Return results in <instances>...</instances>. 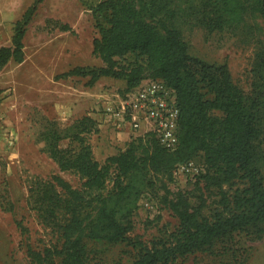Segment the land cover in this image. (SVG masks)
I'll use <instances>...</instances> for the list:
<instances>
[{
	"label": "trees",
	"instance_id": "trees-1",
	"mask_svg": "<svg viewBox=\"0 0 264 264\" xmlns=\"http://www.w3.org/2000/svg\"><path fill=\"white\" fill-rule=\"evenodd\" d=\"M42 1L35 0L17 20L13 45L0 48V68L11 59L25 60L27 27ZM93 11L104 19L98 20L93 41V54L104 64L78 65L57 78L89 76L93 86L102 76H112L125 79L126 90L147 77L165 80L178 93L179 143L170 149L148 133L133 137L102 162L89 138L99 130L96 119L85 115L63 125L46 118L38 136L42 150L82 183L75 186L60 173L31 180L28 203L60 242L42 251L30 248L33 259L38 264H92L90 242L106 241L137 248L131 264H169L199 251L235 252L232 243L241 232L263 238L264 26L258 20L264 21V0H101ZM188 25L261 34L253 38L250 92L235 81L228 62L209 63L190 52L184 37ZM128 55L135 57L129 61ZM199 154L205 171L196 188L167 198L179 218L175 230L151 243L132 237L143 195L162 175H172ZM214 191L218 199L212 207Z\"/></svg>",
	"mask_w": 264,
	"mask_h": 264
},
{
	"label": "rangeland",
	"instance_id": "rangeland-1",
	"mask_svg": "<svg viewBox=\"0 0 264 264\" xmlns=\"http://www.w3.org/2000/svg\"><path fill=\"white\" fill-rule=\"evenodd\" d=\"M100 1L43 0L27 27L24 38L25 60L18 62L11 59L0 68V264H38L30 248L42 251L48 246L60 244L58 235L47 228L37 211L30 207L29 185L37 176L49 178L55 173H60L75 186L81 185L80 176L74 172L61 171L56 161L42 150L44 142L38 139L46 118L58 119L66 125L80 117L57 118L53 113L56 105L53 97H43L41 94L43 88L47 95L55 89L53 78L47 83L31 84L32 78L29 76L38 73L41 67H55L59 61L64 66L69 63L70 68L102 65V59L93 54V41L99 35L98 20L104 21L101 15L93 11ZM34 2L0 0V13L10 37L13 38L17 20ZM258 22L264 26L262 18ZM64 25L71 29L64 30ZM258 36L261 37V34L255 37ZM184 37L193 55L209 63L228 62L235 81L247 92L252 90V64L256 50L253 33L249 34L243 29L238 33L210 31L203 26L188 25L184 28ZM12 38L7 41V46L13 45ZM134 57L128 55L126 58L131 61ZM87 82L85 78H77L74 83L79 90L75 96L88 97L89 107L86 101L81 102L82 106L89 108V112L94 96L101 92L124 91L127 87L126 81L115 77H106V81L95 89ZM61 87L63 92L72 88L64 82H61ZM62 96L64 102L71 103L70 98L64 94ZM75 99L78 105L79 99ZM95 133L98 132L91 133L89 138ZM109 138L112 145H119L118 140ZM192 163L190 169L177 167L172 175H162L156 187L143 195L134 216V229L130 233L132 237L151 243L175 230L179 218L168 205L167 198L173 197L179 190L196 188L200 174L205 171L203 155L196 156ZM238 185L241 183L234 188ZM111 186L112 182L108 187ZM217 199L215 191L210 193L212 207L213 200ZM207 212L211 213V210ZM252 237L245 232L237 234L232 243L235 252L232 249L224 252L199 251L169 264H264V237ZM90 246L93 248L92 264H131L139 255V250L126 242H90Z\"/></svg>",
	"mask_w": 264,
	"mask_h": 264
},
{
	"label": "built area",
	"instance_id": "built-area-1",
	"mask_svg": "<svg viewBox=\"0 0 264 264\" xmlns=\"http://www.w3.org/2000/svg\"><path fill=\"white\" fill-rule=\"evenodd\" d=\"M7 35L0 13V48L11 40ZM102 101L98 126L112 129L119 139L130 127L133 137L151 133L167 148L178 145L181 108L176 89L165 80L147 77L131 89L107 92ZM192 166L190 161L178 167Z\"/></svg>",
	"mask_w": 264,
	"mask_h": 264
},
{
	"label": "crops",
	"instance_id": "crops-1",
	"mask_svg": "<svg viewBox=\"0 0 264 264\" xmlns=\"http://www.w3.org/2000/svg\"><path fill=\"white\" fill-rule=\"evenodd\" d=\"M11 13V12H10ZM103 60H102V65H103ZM68 66V67H67ZM67 66H64L62 62H58L55 67H49V66H44L41 67L38 73H35L33 76H29L32 78V83H37V84H42V83H47L50 82V79L53 78V86H55V89L57 92H52L50 94H46L45 88L41 90V94H43V97L46 96H52L54 101L56 102L55 108H53V113L57 116V118L61 119H67L70 116H74L78 118V116L81 118L85 115H89L93 117L94 119L98 120L100 117V112L99 108L102 104V98L106 95L104 93H99L98 95L94 96L91 98V105H92V110L89 112V108H85L82 106L81 101H86V104L89 107V101L88 97H82V96H75V92L79 91L75 85V79L77 78H85L87 80L90 79L89 76H81V75H72L67 78H57V75L70 70V64L68 63ZM106 77H112V76H102L93 86L92 89L99 88L105 81ZM113 78V77H112ZM123 81H126L123 79ZM61 82H64L65 84H68L70 87L69 89H64L65 91H62L61 87ZM127 84V81H126ZM98 92V90H97ZM65 95V97L70 98L71 103L64 102L62 99V95ZM77 97L79 99V104L77 105L76 102L77 100L75 99ZM87 99V100H86ZM99 99V103L97 104V101ZM109 131V132H108ZM98 133L93 134L90 138V142L92 143L94 154L99 159L100 161H106V159L114 154H117L121 150L125 149L128 146V143L133 139L134 133L132 132L131 128L129 127L122 136H120V139H116V133L108 128V127H99V130L96 131ZM106 133V135L104 134ZM103 135V136H102ZM107 137V138H106ZM113 137L116 140H118L119 145H112L110 143V138Z\"/></svg>",
	"mask_w": 264,
	"mask_h": 264
}]
</instances>
